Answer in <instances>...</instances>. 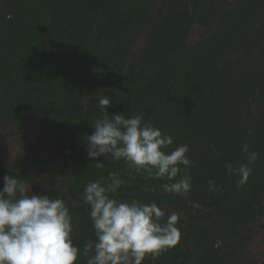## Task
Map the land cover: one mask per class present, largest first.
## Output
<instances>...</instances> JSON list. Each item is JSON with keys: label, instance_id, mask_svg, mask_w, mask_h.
<instances>
[{"label": "trees", "instance_id": "16d2710c", "mask_svg": "<svg viewBox=\"0 0 264 264\" xmlns=\"http://www.w3.org/2000/svg\"><path fill=\"white\" fill-rule=\"evenodd\" d=\"M154 1L0 0V126L28 123L22 112L31 108L54 151L42 158L31 147L2 169L0 187L5 175L42 173V194L65 201L81 249L94 239L84 186L110 172L127 182L118 200L155 202L166 216L191 207L163 191L166 181L136 175L123 160L101 158L97 167L88 158L85 136L102 115L97 97L107 96L109 115L143 113L144 123L170 135L165 152L189 146L187 195L199 207L178 214L177 243L142 264H239L226 243L264 209V0H236L231 10L218 0H162L153 18ZM194 22L216 25L189 45ZM148 24L145 47L129 63L136 33ZM249 152L259 156L241 182L226 164H247ZM76 264H86L83 256Z\"/></svg>", "mask_w": 264, "mask_h": 264}, {"label": "clouds", "instance_id": "9594fccd", "mask_svg": "<svg viewBox=\"0 0 264 264\" xmlns=\"http://www.w3.org/2000/svg\"><path fill=\"white\" fill-rule=\"evenodd\" d=\"M97 98L102 115L85 136L88 158L96 160L97 167H102L101 158L123 160L136 175L146 173L147 179L166 181L161 184L163 191L186 194L192 181L189 146L180 144L165 152L173 138L144 123L143 113L109 115L112 100ZM242 150L247 152L248 146ZM258 156L249 152L247 164L227 163L226 171L238 174L243 182ZM126 183L110 172L107 179L85 184L81 206H89L94 239L81 249L73 242L72 216L62 198L34 193L26 179L5 175L0 187V264H76L80 256L86 264H142L147 256L156 259L180 237L178 213L166 216L155 202L118 200L115 194ZM208 183L211 186L213 181Z\"/></svg>", "mask_w": 264, "mask_h": 264}, {"label": "rangeland", "instance_id": "374dc122", "mask_svg": "<svg viewBox=\"0 0 264 264\" xmlns=\"http://www.w3.org/2000/svg\"><path fill=\"white\" fill-rule=\"evenodd\" d=\"M162 0H155L154 4L149 8V15L155 18ZM220 9H233L236 5V0H218ZM215 22L209 26H203L199 23H192L189 26L188 36L186 41L189 45L195 44L202 37L209 35L215 29ZM151 29V25L141 27L135 36V40L129 50V63L135 62L142 53L147 42V36ZM23 115L30 116L28 123H10L6 126H0V173L3 168H11L19 158L27 154L31 147L38 146L39 154L42 158H47L54 155V151L50 146L48 139L43 135L41 125L32 115L33 109H25ZM15 177H20V172H16ZM39 175H43L38 170H31L30 177L27 180L32 185V191L37 194H42L48 190V184L41 182ZM31 194V193H30ZM178 198L191 207L179 211L180 217H185L184 212H190L192 209L199 207V204L189 199L187 193L179 194ZM165 208L174 210L172 205H165ZM226 248L230 250L234 257L239 261V264H264V209L263 212L254 220L248 222L242 228L240 237L236 240H229L226 243Z\"/></svg>", "mask_w": 264, "mask_h": 264}]
</instances>
